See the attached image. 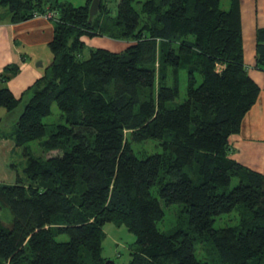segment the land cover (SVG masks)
I'll return each mask as SVG.
<instances>
[{
    "label": "trees",
    "instance_id": "trees-1",
    "mask_svg": "<svg viewBox=\"0 0 264 264\" xmlns=\"http://www.w3.org/2000/svg\"><path fill=\"white\" fill-rule=\"evenodd\" d=\"M92 1L0 0L13 22H54L45 74L20 98L0 87V109L16 118L6 136L26 158L15 182H0L14 217L7 226L0 216V264H117L101 254L108 222L135 234L129 264H264V173L230 155L261 91L240 0H113L117 34L107 35L129 42L120 52L83 39L104 35L103 1L90 22ZM255 68L264 72V27ZM54 104L61 117L48 124ZM148 140L161 150L139 154ZM34 141L59 154L36 156ZM176 204L186 220L161 230ZM238 210L239 224L215 227Z\"/></svg>",
    "mask_w": 264,
    "mask_h": 264
},
{
    "label": "crops",
    "instance_id": "crops-1",
    "mask_svg": "<svg viewBox=\"0 0 264 264\" xmlns=\"http://www.w3.org/2000/svg\"><path fill=\"white\" fill-rule=\"evenodd\" d=\"M240 2L245 60L249 73L260 85L261 91L256 103L246 113L240 132L230 137L233 149L230 155L242 164L264 173V72L255 68L257 31L259 27H264V0ZM41 15L13 22L7 8L0 6V87L10 88L18 98L45 74L53 60L49 43L54 36V22ZM93 40V47L115 52L129 45L128 41L109 35ZM85 42L90 46L89 41ZM12 66L16 71L10 69ZM12 129L0 130V182L12 183L17 178L14 164L8 162L9 156L18 150L14 140L6 136Z\"/></svg>",
    "mask_w": 264,
    "mask_h": 264
},
{
    "label": "rangeland",
    "instance_id": "rangeland-1",
    "mask_svg": "<svg viewBox=\"0 0 264 264\" xmlns=\"http://www.w3.org/2000/svg\"><path fill=\"white\" fill-rule=\"evenodd\" d=\"M61 1L63 2L70 1V2H73V4H75L76 6H81L86 3V0H61ZM102 1H103L104 8L98 20L99 22H103L105 24V26H103L105 30L103 31L104 35H101V36H105L109 33L117 34V32L115 31L116 29L115 27V24H116L115 23V13H116L115 12L116 10L115 2H113V0H102ZM222 7L225 9H229L230 0H222ZM41 16L50 18L49 16H51V14L46 13ZM95 37H99V36L98 35L94 37L84 36L83 39L89 41L88 43H91L89 45L93 47L94 46L92 45L94 41L93 38ZM88 38H91L92 40L90 39L88 40ZM97 43L101 44L102 42H97ZM120 51H123V49L117 50V52H120ZM170 79L171 81H174L175 79L180 81L181 89H182L181 96L183 97L185 93L187 92L186 87H185L187 84V80H188L186 72L177 71L170 77ZM1 113H0V118H2V124H0V130L2 131L9 130L12 127H14L16 124L15 116L14 115L10 116L5 109H1ZM60 115H61L60 109L58 108L56 104H54L52 108V114L48 117H45L44 122L48 124L56 123L59 121V118L61 117ZM139 147L141 148V150L139 149ZM139 147L136 148L139 154H143V153L148 154V153H153L155 151L161 150V143L157 140H148V141H145ZM31 149H32V152L38 157L42 156L44 158H48L49 156L59 154L58 151H51L49 153H44L40 146L39 141L32 142ZM8 162L9 164L11 163L15 164L17 169L20 172H22V170L26 166V158L23 155L22 150H19V151L17 150L13 155H10ZM237 183H238V180L234 179L231 187H234ZM164 208H165V214L163 218L158 222V227L161 230H164V231L172 230L176 228L180 222H182L183 220H186L185 219L186 211L183 205L176 204V205L164 206ZM240 213H241L240 210H238L230 214L228 213L222 214L221 216L217 217L216 222H215V227L220 228V227H226L230 225L239 224L240 218H241ZM0 216L3 222L7 226L12 225L13 218H14L13 213L8 207L3 206L1 201H0ZM103 229H104V235L102 237V252H101L102 256L107 259L115 261L117 264H129L132 259L131 251H133V246H134V243L136 242L135 234L130 232V230L127 228L125 224L116 225L113 222L106 223ZM198 254L199 256L204 257V253L202 252L200 246L198 249Z\"/></svg>",
    "mask_w": 264,
    "mask_h": 264
},
{
    "label": "water",
    "instance_id": "water-1",
    "mask_svg": "<svg viewBox=\"0 0 264 264\" xmlns=\"http://www.w3.org/2000/svg\"><path fill=\"white\" fill-rule=\"evenodd\" d=\"M101 6V0H93L89 10V21L91 22L93 18L99 13ZM112 260L107 261L108 263Z\"/></svg>",
    "mask_w": 264,
    "mask_h": 264
},
{
    "label": "built area",
    "instance_id": "built-area-1",
    "mask_svg": "<svg viewBox=\"0 0 264 264\" xmlns=\"http://www.w3.org/2000/svg\"><path fill=\"white\" fill-rule=\"evenodd\" d=\"M49 17H51V16H49Z\"/></svg>",
    "mask_w": 264,
    "mask_h": 264
}]
</instances>
